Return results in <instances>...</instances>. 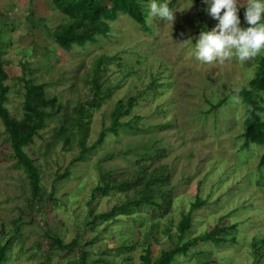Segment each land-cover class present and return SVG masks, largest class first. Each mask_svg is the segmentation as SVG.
I'll list each match as a JSON object with an SVG mask.
<instances>
[{"label": "rangeland", "instance_id": "374dc122", "mask_svg": "<svg viewBox=\"0 0 264 264\" xmlns=\"http://www.w3.org/2000/svg\"><path fill=\"white\" fill-rule=\"evenodd\" d=\"M52 1L0 0V57L7 61L10 112L21 116L22 63L31 70L28 77L46 84L48 94L71 110L87 98L86 77L94 72L99 58L105 62L101 74L119 87L94 116L86 142L91 151L84 160L74 162L81 154L75 142L68 150L63 141L49 148L55 130L66 122L64 113L27 148L32 156L37 154L41 167L42 203L29 205L22 215L18 207L24 204L27 179L13 166L0 121V231L3 227L9 231L14 218L23 231V237L16 236L9 264H36L45 257L46 247L40 250L36 243L44 239L46 224L65 242L76 236L92 240L88 264H100V257L109 263L140 264L147 235L154 258L221 225L225 228L217 235L226 242L199 240L173 264H256L252 243L264 240V187L258 184L264 182V166L260 167L264 147H243L246 115L238 91L255 77V60L264 52L245 62L235 57L211 64L197 60L195 44L200 33L219 23L209 18L203 0H176L173 24L159 19L151 25L140 24L120 13L107 37L66 52L54 39L64 15L54 10ZM101 2L110 5V0ZM138 2L146 19L149 0ZM238 6L240 26L245 28L247 0H239ZM131 97L137 100L132 113L121 119L116 132L107 130L102 145L94 146L100 132L111 126L116 103ZM161 166L171 176L167 195L173 207L166 216L143 205L131 214H119L114 222H92V212L95 216L108 213L126 200V193L119 191L93 197L92 189L104 181L102 173L122 182ZM67 169L69 175L59 177ZM196 197L201 206L192 212L191 230L180 240L182 212L197 203ZM166 226L172 227L170 237L164 236ZM52 255L51 264H58L62 253Z\"/></svg>", "mask_w": 264, "mask_h": 264}, {"label": "trees", "instance_id": "16d2710c", "mask_svg": "<svg viewBox=\"0 0 264 264\" xmlns=\"http://www.w3.org/2000/svg\"><path fill=\"white\" fill-rule=\"evenodd\" d=\"M33 1V0H31ZM54 10L64 15L62 22L54 30V39L59 47L70 52L76 46L84 47L87 44L95 43L99 37H107L111 32V22L117 20L120 13L129 15L140 24H144L146 19L142 12L138 0H110V5L103 4L101 0H53ZM176 0L169 3L172 9ZM209 16V15H208ZM209 18H212L209 16ZM264 20H262L263 22ZM10 22V19H9ZM247 24V23H246ZM245 24V25H246ZM248 26V25H247ZM246 27V26H245ZM257 67L255 77L250 81L248 87L238 91V95L245 104V125L241 137L244 139L243 147L250 144H258L264 147V55L255 60ZM104 60L99 58L93 73H88L86 82L88 85V96L85 100H79L77 105L71 110L57 96H50L46 84H37L34 78L28 77L32 74L27 63H22V76L19 79L24 87L21 116L13 115L7 107L9 101L10 86L6 84L9 79L4 66L7 61L0 57V121L4 126V140L10 145L13 166L21 170L27 179L28 190L23 192L24 204L18 207V214L22 215L25 208L31 204L39 205V192L42 188V171L35 158L27 148L35 143V139L41 137V132L45 130L51 121H54L64 113L66 122L55 130L52 136V143L49 148H54L58 142L63 141L64 149L68 150L72 142L81 148V154L74 158L75 161L85 159L87 153L91 151L87 147V140L90 136L91 126L97 111L101 110L114 96V86L101 74ZM220 102L218 106H220ZM137 105L135 98H129L127 102L119 100L111 114V126L100 132V136L94 146H100L105 140L107 130L116 132L121 124V119L132 113ZM73 163L70 164V166ZM264 166V154L260 161V167ZM145 170V169H144ZM69 175V169L59 176L65 178ZM104 179L102 184L92 189L93 197H105L112 191L126 193V200L120 206H115L110 212L95 216L92 212L90 216L96 223L98 219H111L114 222L119 214H131L143 205H150L166 216L172 210L173 202L169 193L171 182L170 172L166 167H159L151 171H139L136 177L128 181L119 182L111 178L110 173H102ZM264 187V182H258ZM54 199V197H52ZM162 199V201H160ZM197 203L190 205L187 212H182V219L178 224V238L183 240L192 226V212L201 206V200L196 197ZM93 218V217H92ZM14 218L9 231L3 227L0 231V264H9L17 242L16 236L23 237L22 225ZM174 224L173 220H170ZM42 227L44 231L43 240L36 243L38 249L46 247L45 257L36 264H51L53 255L59 251L62 253L58 264H88L89 247L92 240L84 241L83 236H76L70 242H65L56 232L50 229L49 225ZM234 228L237 225L233 226ZM218 225L213 230L204 235L191 239L177 246L170 251L162 250L156 257H152L149 247V235L144 243L143 253L140 255V264H173L180 254H187L189 250L202 241H214L216 243L226 242L225 238L217 235L219 229H224ZM172 227L166 226L164 236L170 237ZM235 242V238L231 239ZM158 246L160 240H155ZM253 257L256 264H260L264 259V240L255 239L252 243ZM77 259V261H74ZM100 264L109 263L105 258L100 257Z\"/></svg>", "mask_w": 264, "mask_h": 264}, {"label": "clouds", "instance_id": "9594fccd", "mask_svg": "<svg viewBox=\"0 0 264 264\" xmlns=\"http://www.w3.org/2000/svg\"><path fill=\"white\" fill-rule=\"evenodd\" d=\"M203 3L208 5L207 14L219 23L213 30L200 33L195 44L197 60L211 64L235 57L245 62L264 52V0H247L245 28L240 26L239 0H203ZM156 19L173 24L175 12L167 0L163 3L149 0L145 22L151 25Z\"/></svg>", "mask_w": 264, "mask_h": 264}, {"label": "crops", "instance_id": "0c3cea01", "mask_svg": "<svg viewBox=\"0 0 264 264\" xmlns=\"http://www.w3.org/2000/svg\"><path fill=\"white\" fill-rule=\"evenodd\" d=\"M34 1H36V0H34Z\"/></svg>", "mask_w": 264, "mask_h": 264}]
</instances>
